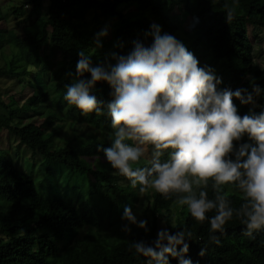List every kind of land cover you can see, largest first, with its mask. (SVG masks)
I'll return each instance as SVG.
<instances>
[{
	"label": "trees",
	"instance_id": "1",
	"mask_svg": "<svg viewBox=\"0 0 264 264\" xmlns=\"http://www.w3.org/2000/svg\"><path fill=\"white\" fill-rule=\"evenodd\" d=\"M126 6L133 7L132 15L123 12ZM23 7L27 8L23 18L10 28L0 29L1 37L5 36L0 39V46L4 43L14 46L33 72L25 66L13 70L14 61L10 59L0 67V76L26 85L33 76L35 87L20 106H16L14 100L0 101V129L11 133L19 144L37 155L41 178L36 182L5 159L0 150V264H149V259L137 254L131 243L154 241L157 220L162 217L170 233L192 232L185 258H190L193 264H264V229L255 233L254 239L249 238L244 235V225L234 216L225 225L223 235L216 233L221 243H210L207 220L195 221L187 209L181 218L177 214L171 224L177 197L172 195L165 199L154 190L150 194L149 231L130 226V233L118 234L114 239L102 235L109 228L119 197L133 194L129 187L126 188L128 194H124L125 188L117 186V176L109 173L110 167L93 170L88 163L104 158L102 149L111 146L113 129L106 109L102 115L84 114L63 98L66 85L79 79L76 76L79 51L90 55L95 66L104 63L112 52H129L132 41L144 40V33L153 23L161 27L162 33L174 35L176 25L170 12L176 9L189 18L190 42L195 53L209 55V61L218 63L225 73L220 87L251 91L255 83L262 90L256 103L264 106V67L253 61L246 32L247 24H264V0H47L46 8L42 0H26L10 9L13 15H19ZM229 8H235L232 19H227ZM18 27L21 32L15 35L12 30ZM105 28L107 35L100 37L102 47H97V34ZM144 42L150 44L151 39ZM57 53L61 60L43 80L39 67L45 58L47 62ZM82 78L90 79V75L85 73ZM109 92V86L103 82L92 89V94L105 101L110 99ZM51 101L58 104L63 118L49 110ZM236 104L240 115L251 107L240 105L239 101ZM260 110V107L255 109L257 113ZM35 115L42 118L41 123L26 122ZM61 119H66L70 126L83 125L102 137L107 136L99 140L89 135L85 141L54 142L58 128L49 132L47 129L53 120ZM244 139L246 141L247 137ZM74 174L86 179V190L79 185H69ZM88 174H92V182L87 179ZM58 179L64 186L63 192L58 190ZM98 190L106 196L108 208L89 201ZM224 191L228 193L231 206L238 209L243 202L239 190L225 186ZM208 195L214 198L211 181ZM207 215L211 217L215 212ZM84 228L85 232L78 237ZM201 249H205L203 256L199 255ZM169 264H178V261L169 257Z\"/></svg>",
	"mask_w": 264,
	"mask_h": 264
},
{
	"label": "clouds",
	"instance_id": "2",
	"mask_svg": "<svg viewBox=\"0 0 264 264\" xmlns=\"http://www.w3.org/2000/svg\"><path fill=\"white\" fill-rule=\"evenodd\" d=\"M234 15L235 8H229L227 19ZM106 35V28L97 34V47ZM148 38L150 44L144 42ZM144 40L132 41L129 52H112L95 66L79 51V79L66 85L64 100L84 114L102 115L106 109L113 135L111 146L102 149L104 159L132 188L154 190L165 199L175 195L195 221L209 222L210 243H221L216 233L223 235L234 216L244 225V235L254 239L264 229V106L256 103L261 88L255 83L251 91L221 88L222 78L213 68L201 66L182 40L162 33L155 23ZM85 73L90 79L82 78ZM99 82L109 86L107 101L92 94ZM236 101L251 105L249 111L240 115ZM142 159L147 163L142 165ZM210 181L214 198L208 195ZM225 186L241 193L238 209ZM122 220L125 233L132 225L149 231L148 221L138 219L131 206L124 207ZM191 237L190 230L162 228L151 243L132 241L131 247L149 264H169V257L193 264L185 258ZM204 254L201 249L199 255Z\"/></svg>",
	"mask_w": 264,
	"mask_h": 264
},
{
	"label": "rangeland",
	"instance_id": "3",
	"mask_svg": "<svg viewBox=\"0 0 264 264\" xmlns=\"http://www.w3.org/2000/svg\"><path fill=\"white\" fill-rule=\"evenodd\" d=\"M26 0H4L0 5V14L2 15L0 18V29L2 30L4 27H12L14 22L21 19L26 15L27 8L23 7L20 8V16L13 15L10 9V6L18 5L20 6L22 2ZM43 8H46L47 0H42ZM42 8L41 13L43 14L45 10ZM123 12H127L129 15L133 14V7L132 6H126L125 10ZM23 14V15H22ZM170 14L173 16V21L176 25V31L174 36H176L178 39L182 40L185 45L188 47L189 51L193 50V47L191 46V38L192 33L189 29V18L186 16H183L182 14L178 13L176 9H173ZM264 15V13H263ZM88 18V17H87ZM12 32L15 35L20 34L21 30L20 27L15 28L12 30ZM246 32L248 39L252 46V57L253 61L260 67H264V24H247L246 26ZM5 38V36L1 37L0 39ZM49 51L46 50V53ZM194 53V55L198 58L200 61V65H208L211 68L215 70V74L220 77L224 78L225 73L221 71L220 66L218 63L212 64L209 61V55L206 56H199L196 51H191ZM45 53V55H46ZM49 54V53H48ZM47 54V55H48ZM13 59V70H19L22 67H27L28 71L31 73L33 72V68L31 66L26 65L24 61L20 58L17 50L12 46L11 44H5L0 46V67L4 64L6 65L8 60ZM46 58L44 63L39 67L40 77L45 80L47 77L48 71L53 72L55 70V63L59 62L61 60V55L58 53L54 55L53 58H50L46 62ZM21 79H27V77H24ZM29 83L24 84V82L15 83V80L12 78H9L7 76H0V101L2 102H8L14 100L16 103V106H20L26 99H28L31 95L32 89L35 87V80L32 76L28 79ZM58 104L51 101L49 110L56 111L59 114L58 117L63 118V112L61 109L58 108ZM35 107V106H34ZM1 111V108H0ZM42 118L39 116H33L28 121H34L36 123H41ZM69 122L65 119L61 120H53V122L48 127L47 131H51L54 128H58L56 131V134L54 136L55 140L54 142H60L64 139H70L73 142L76 140L85 141L89 139V135H92L95 139L99 140L107 135H104L102 137V134H99L98 132L86 128L83 125H69ZM0 150L2 155L5 159L9 160L13 165H15L18 169H21L31 175L33 179L36 182H39V179L41 178V171L38 170V157L37 155H33L25 146L19 144L17 140L14 138V136L9 133L8 131L4 129H0ZM150 151V149H149ZM147 162L146 160L142 159L141 164ZM91 165V168L93 170H97L101 166H104L105 168H109V173L112 175L117 176L115 179V183H117V186H121L122 188H125L123 190L124 194H128L127 187H129V190L133 195H129V197H123L120 196L118 200V206L117 208L112 210L114 213L113 218L111 220V223L109 225V228L102 233L106 238H117V235L123 234L124 231H122V227L127 223L126 221L122 220V212L124 210L125 206H131L133 212L137 215L138 219H144V220H150V214H149V204H150V194L153 190H149L147 193H141L139 191V186L136 188H132L130 186V182L125 179L122 176H119L115 173V170L111 168V166L106 162L104 158L101 159H94L88 162ZM87 179H89L90 182L93 181L92 174L87 175ZM58 190L63 192L64 186L61 183V180L58 179ZM86 179H82L81 175L74 174L71 176L70 184L79 185L83 187V190H86ZM102 190H98V193L94 194L92 197H90V202H94L95 204H99L100 206H106L108 202H106V196L103 195ZM108 208V207H107ZM173 211L171 212V224H173L174 219L176 218L177 214H179V217L181 218L182 215L185 214L187 210V206H180L178 203H175L174 208L172 207ZM162 217V216H161ZM108 226V225H107ZM134 226V225H132ZM166 228L164 223V218H159L157 220L156 225V232H158L160 229ZM85 232V228L80 230L78 233V237L81 236Z\"/></svg>",
	"mask_w": 264,
	"mask_h": 264
},
{
	"label": "crops",
	"instance_id": "4",
	"mask_svg": "<svg viewBox=\"0 0 264 264\" xmlns=\"http://www.w3.org/2000/svg\"><path fill=\"white\" fill-rule=\"evenodd\" d=\"M4 0H0V5H1V3L3 2Z\"/></svg>",
	"mask_w": 264,
	"mask_h": 264
}]
</instances>
